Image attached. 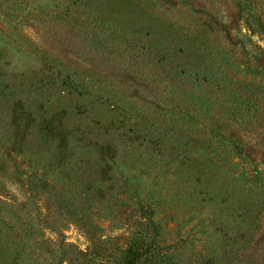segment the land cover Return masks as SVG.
I'll use <instances>...</instances> for the list:
<instances>
[{"label":"rangeland","instance_id":"374dc122","mask_svg":"<svg viewBox=\"0 0 264 264\" xmlns=\"http://www.w3.org/2000/svg\"><path fill=\"white\" fill-rule=\"evenodd\" d=\"M132 1L193 49L103 60L71 0H0V112L36 123L19 154L0 133V264H121L135 237L264 264V0Z\"/></svg>","mask_w":264,"mask_h":264},{"label":"trees","instance_id":"16d2710c","mask_svg":"<svg viewBox=\"0 0 264 264\" xmlns=\"http://www.w3.org/2000/svg\"><path fill=\"white\" fill-rule=\"evenodd\" d=\"M71 1L70 8L78 5L81 9L78 12L87 13L85 31L90 34L89 42L92 47L97 49H93L96 58L100 55L103 60L122 58L123 56L128 60H140L147 57L154 60L158 57L161 58L164 48L170 49L174 53L182 47L193 49L196 44L194 38L185 36L172 24L160 19L159 16L132 0ZM108 10L110 14L118 18L112 19V22L102 19L103 12ZM106 43H110L111 46L117 45L114 46L117 53L111 54L106 51ZM8 115L7 119L0 112V133H5L7 142L11 144L16 153L29 150L26 139L28 133L35 131L33 129L36 124L35 119L33 121L31 119L34 117L33 113L28 106L21 103V100L14 99L11 102V110ZM5 119L9 120V124L2 126L5 124ZM41 127L45 128V131H49L51 124L43 122ZM51 138V142H60L58 136ZM150 249V245H146L142 239L135 237L121 264H173L166 258H150L148 255Z\"/></svg>","mask_w":264,"mask_h":264}]
</instances>
